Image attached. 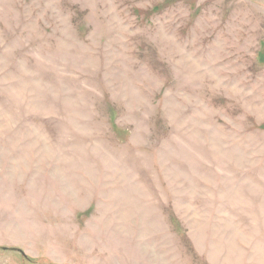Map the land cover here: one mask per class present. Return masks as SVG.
Listing matches in <instances>:
<instances>
[{"label": "rangeland", "instance_id": "obj_1", "mask_svg": "<svg viewBox=\"0 0 264 264\" xmlns=\"http://www.w3.org/2000/svg\"><path fill=\"white\" fill-rule=\"evenodd\" d=\"M0 264H264V0H0Z\"/></svg>", "mask_w": 264, "mask_h": 264}, {"label": "water", "instance_id": "obj_2", "mask_svg": "<svg viewBox=\"0 0 264 264\" xmlns=\"http://www.w3.org/2000/svg\"><path fill=\"white\" fill-rule=\"evenodd\" d=\"M2 248H3V249H9V248H8V247H6V246H2Z\"/></svg>", "mask_w": 264, "mask_h": 264}]
</instances>
